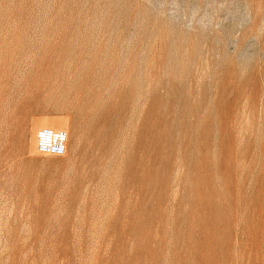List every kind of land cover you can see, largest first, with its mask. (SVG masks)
I'll return each instance as SVG.
<instances>
[{
  "label": "rangeland",
  "instance_id": "obj_1",
  "mask_svg": "<svg viewBox=\"0 0 264 264\" xmlns=\"http://www.w3.org/2000/svg\"><path fill=\"white\" fill-rule=\"evenodd\" d=\"M0 264H264V0H0Z\"/></svg>",
  "mask_w": 264,
  "mask_h": 264
},
{
  "label": "built area",
  "instance_id": "obj_2",
  "mask_svg": "<svg viewBox=\"0 0 264 264\" xmlns=\"http://www.w3.org/2000/svg\"><path fill=\"white\" fill-rule=\"evenodd\" d=\"M40 134H42L38 143L40 151L59 155L65 153L67 149V137L64 132H42Z\"/></svg>",
  "mask_w": 264,
  "mask_h": 264
}]
</instances>
